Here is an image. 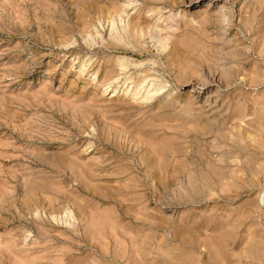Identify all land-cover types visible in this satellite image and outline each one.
<instances>
[{"label":"rangeland","instance_id":"rangeland-1","mask_svg":"<svg viewBox=\"0 0 264 264\" xmlns=\"http://www.w3.org/2000/svg\"><path fill=\"white\" fill-rule=\"evenodd\" d=\"M0 264H264V0H0Z\"/></svg>","mask_w":264,"mask_h":264}]
</instances>
